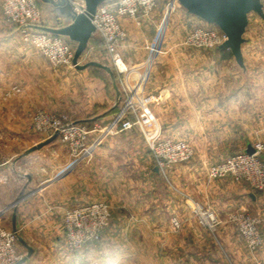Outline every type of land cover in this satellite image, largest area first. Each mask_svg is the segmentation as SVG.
Instances as JSON below:
<instances>
[{
    "label": "crops",
    "instance_id": "0c3cea01",
    "mask_svg": "<svg viewBox=\"0 0 264 264\" xmlns=\"http://www.w3.org/2000/svg\"><path fill=\"white\" fill-rule=\"evenodd\" d=\"M42 2L48 8V19L54 22L44 25H58L61 16L59 10L49 1ZM167 3V0H159L153 15L146 18L141 26L129 18L123 19L130 34L123 46V53L129 62L136 64L147 59L146 52L135 55L131 52L133 50L128 49L129 45L133 47L143 40V36L136 35L133 39L131 35L145 34L146 30L148 35H144V38L150 41L164 18ZM176 9L174 20L178 23H207L182 5ZM70 22V18H63V24ZM165 25L166 21L162 30ZM263 33L264 18L254 19L250 13L243 43L245 66L237 62L229 48L219 46L217 51H214L225 62H229L232 68H238L235 77H239L240 81L246 80L247 75H250L252 62L257 59L255 55L264 53L261 51L264 49ZM95 34L98 35L92 37L85 53L101 56L102 60L106 58L107 63H103L109 64L108 56L102 53V38L99 33ZM96 39L98 41H95ZM7 41L0 40V56L6 53ZM16 49L18 50L17 47ZM9 53L16 60L13 64L10 63L12 66L9 68L16 72L21 69L23 74H31L26 80L24 77L22 83L26 86H21L17 97L7 101L5 107L2 106V119H13L15 124L22 126L29 120L28 110L42 105L49 108L62 107L75 116L76 120L89 125H104L111 122L120 108L121 98L112 75L100 66H66L56 69L35 51L19 50ZM153 67L154 63L149 72L147 89L158 94V98L151 104L152 112L158 119L163 134L186 138L192 143L195 157L172 166L171 186L165 181H160L158 212H143L150 219H158V226L135 224L133 227L115 228L114 231H124L123 233L133 236L135 242L137 236H144L142 239L145 248L149 246L150 235L161 236L158 240V253L144 255L143 259L152 260V263L158 260L159 264H254V256L236 225L230 221L229 214L232 211L248 209L260 215V226L264 235V190H255L246 181L236 180L230 175L209 179L208 168L210 164L224 159L225 156L247 150L249 146L254 147L261 139L264 123V86H247L241 82L239 86H168L163 83L148 86L149 80L157 76V68ZM1 68L8 73L7 65H1ZM58 82L62 86H56ZM54 98L56 101L53 102ZM21 126L17 127L18 130L11 128L12 130L6 132V137L29 139ZM133 129L100 133L93 131L89 141L90 150L79 157L74 156L71 149L61 143L59 135L53 138L54 134L47 133L34 136L35 141L28 147H7L5 153L0 154L3 162L6 160L0 167V178L1 175L7 177L6 180L0 179L2 218L6 220L10 217L11 226L22 230V237L35 252V245L24 235L37 237L41 232L55 228L53 224L60 210L51 209V204L70 205L100 200L104 194L105 179L110 180L108 187L113 188L112 192L114 188L119 190L121 177L126 173L120 163L121 154L127 152L129 147L132 151L135 150L136 132H140L137 127L136 131ZM140 134L139 137H143L141 132ZM38 145L40 146L36 147ZM105 166H109L108 170L111 171L109 177L106 175L107 178L104 175ZM153 168L158 172L155 164ZM127 181V195L130 199L127 200L131 201L133 197L132 202H136L134 180ZM154 187L149 183L150 192L147 191L143 201L153 202L156 197L152 195L151 189ZM190 197L205 202L220 215L223 221L217 233H212L197 222L188 205ZM111 198L115 201L118 196L113 193ZM174 217L182 220L178 229L173 225ZM81 251H86L84 263L91 264L87 258V247ZM257 255L264 259V244ZM123 258L121 264H130V260L131 264L136 262V254L132 252H127ZM42 263L43 260L30 256L20 264Z\"/></svg>",
    "mask_w": 264,
    "mask_h": 264
},
{
    "label": "built area",
    "instance_id": "2783aa9c",
    "mask_svg": "<svg viewBox=\"0 0 264 264\" xmlns=\"http://www.w3.org/2000/svg\"><path fill=\"white\" fill-rule=\"evenodd\" d=\"M78 11L85 10L83 0H74ZM159 0H107L101 3L93 21L96 32L103 40V50L109 58V65L118 76L123 103L107 125L109 131L116 128L127 130L139 128L157 160V166L166 173L177 163L187 162L195 156L192 143L186 138H176L163 134L162 127L152 112L151 104L157 100L158 94L149 92L147 82L154 58L159 51L157 45L152 46L151 54L146 60L133 64L124 53L123 46L128 32L123 19L129 18L137 25L153 15ZM179 0H168L166 18L180 6ZM3 11L6 18L19 24L25 30V38L35 45L54 65L76 67L73 62L76 45L65 35L45 31L34 25L41 24L42 11L37 0H4ZM162 37V34H161ZM227 35L216 24L195 25L186 36V43L194 47L216 48ZM126 99L123 100V96ZM35 126L49 135L57 133L67 144L74 156L90 150V135L92 129L87 123L73 120L68 115H58L39 109L33 116ZM255 151L243 150L236 154L212 163L208 168V178L232 176L236 180L246 181L255 190H264V160L260 152L263 144L257 142ZM189 208L197 222L212 233H217L222 218L205 202L190 197ZM111 210L102 200H95L80 208L66 212L67 229L71 234V244L84 246L85 243L98 240L103 230L109 224ZM262 217L248 209L232 211L229 219L233 222L247 248L254 256V264H264V259L257 253L264 244L261 230ZM174 226L179 228L182 220L174 217ZM18 229L9 228L0 221V264H16L24 257L18 247Z\"/></svg>",
    "mask_w": 264,
    "mask_h": 264
},
{
    "label": "rangeland",
    "instance_id": "374dc122",
    "mask_svg": "<svg viewBox=\"0 0 264 264\" xmlns=\"http://www.w3.org/2000/svg\"><path fill=\"white\" fill-rule=\"evenodd\" d=\"M37 1L42 11L41 24L54 23L53 20L48 19V11L46 10L48 8L43 4L42 0ZM1 2L2 10L0 11V40L1 42H5L6 40L8 41L5 43V45L7 46L6 53L0 56V110L2 109V106L5 107V103L7 101L17 97L16 94L20 93L21 86H26V84L22 83L24 77L26 80V78L31 74H23V71L21 69L17 70L16 72L13 68H9L14 63L15 58L11 56L10 53L8 54V52L19 50L35 51L37 54L40 55L41 58L46 59V61L49 62V64L56 69L68 66L52 64L51 61L35 45H33L30 41L25 38L24 28L19 24L9 21L6 18L3 11L4 0H2ZM176 10L177 9H175L169 15L166 21V25L162 30V27L164 25L163 22L166 18V11L163 18L164 20H161L159 26L156 28L155 33L153 34L154 36L150 39V41L144 38V35H148L146 30L145 34L135 33L131 35L133 39L136 35L138 37L143 36L142 42L138 45L135 44L136 46L134 45L133 47L129 45L128 49L133 50L131 51L133 52V54L139 55L144 51V54L146 52V57H148L151 54L150 47L157 44V48L159 49L153 62L154 67L155 65H157L155 67V69L157 68V76L153 77L152 75L153 78L149 80L148 86H152L154 84L159 85L161 83H163V85L168 86H239L240 82L245 85L247 84V86H264L263 52H260L259 54L255 55L257 59L252 62L253 65L251 67V72L249 71L250 75H247L246 80L242 79L240 81L239 77H235V72H237L238 68H236L235 66L232 68L229 62H225L223 58H220L219 55H216L214 53V51H217L218 47H194L188 45L185 42L187 34L197 24L193 22L178 23V21L174 20V16H176ZM251 15L254 19L262 18L255 11H252ZM127 32L128 38L130 34L128 30ZM262 35L264 36V33ZM96 41H98V39H96ZM16 47L18 48V50L16 49ZM102 51L101 52L106 55L103 48ZM261 51H264V49H262ZM91 58L95 60L100 59L99 61H104L107 63L106 58L102 60L103 58L101 56L88 53H85L83 55L82 61L85 63L91 60ZM10 63L12 64L10 65ZM1 65L5 67L7 65L8 73L5 72L3 68H1ZM116 79L118 81V76H116ZM109 83L112 86V83ZM56 86H62V84L58 82ZM60 89H62V87ZM122 99L125 100L126 96L124 95ZM53 100L56 101L55 98L52 99V101ZM122 103L123 101L121 100L120 106ZM39 109L50 111L58 115H68L73 120H76L75 116H73L68 111L63 110L62 107L49 108L42 105H36L34 106V108L28 110L29 120L27 123H23L22 126L15 124L13 119H8L7 121V119H2L1 117L0 154H4L5 149L7 147L13 149L20 147H28L31 142L35 141L36 138L34 136L45 133L44 131L38 129L33 122V116ZM108 124H88V126L92 129V132L94 131L96 133L114 132L115 130H120L119 128H116L112 131H109V129L107 128ZM20 126L22 127L24 132L30 137L29 139L20 140L16 137H6L7 131L12 129L18 130L19 128L17 127ZM133 130L136 131L137 129L134 128ZM140 132L142 133L141 130ZM140 132H136L137 143L134 145L135 150L132 151V148L129 147V150L127 152L121 154L120 163H122V166H124L123 169L126 173L125 175L123 174L124 176L121 177V182L119 183V190L117 188H114V192H112L113 188L110 189V187H108L110 180L105 179L104 194L102 195L100 200L108 204L111 210V215L109 218V224L103 230V233L101 234L100 238L98 240L89 241L81 247L78 245L71 244V240H69L72 238V236L70 233H68L66 225L67 220L65 216L66 212L88 205L92 202V200L84 203H72L70 205H63L59 203L51 204V209L60 210L58 218L57 220H55V224H53L55 228L49 231L45 230L44 232L38 234L37 237L36 235H24L30 239V241L35 245L36 248L33 255H31V258L43 260L42 264H85L84 253L86 251L81 250L87 247V258L89 259V261H91V264H115L117 262L121 264V261L124 259L123 256L127 252H132L136 254V262L134 264H159V262H157L158 260L152 263V260H144L143 258L145 254L156 255V253H158V240L161 236L150 235L148 241L149 246L145 248L142 239L144 236H140V238L139 236H137L139 240L137 239V242H135V238H133V236L129 234L123 233L124 231H114L115 228L133 227L135 224H137L138 226H158V219H150L143 212L147 211L148 214H152L156 211L158 212V196L160 195L161 191L160 181H165L167 182V184L170 185L172 179L171 170L164 173L162 170H160L159 166H157V160L152 154V151L145 139L144 134L142 133L144 138L139 137L141 135ZM261 135V139L257 142H261L263 144V149L261 150L260 155L264 160V123L262 124ZM141 138L142 140H140ZM61 143L65 144L62 140ZM226 157L227 156H225L224 158ZM5 162H3V160L0 158V167ZM154 164L157 167L158 172L154 170ZM108 168L110 167L105 166L104 175L106 178L107 176L109 177L111 173ZM1 178L3 180L7 179L5 175H1ZM127 180H134L135 197L137 198L135 200L136 202H132L133 197H131V201L127 200L129 199L127 195L129 193ZM148 182L155 186L153 189H151L153 193L152 195L156 197L153 199V202H151L150 200H144L145 202L143 201L144 195L147 194V191L150 192ZM113 193L114 195L118 196L117 199H114L115 201H113L111 198ZM133 214L135 215L132 217ZM0 221L3 222L7 227L13 228L11 226L10 217L6 220L2 218L1 209ZM18 232L19 236H22V230L18 229ZM18 247L24 254H26L27 248L23 245L20 239L18 240ZM143 247L145 248V251ZM129 262L130 264L132 263L131 260Z\"/></svg>",
    "mask_w": 264,
    "mask_h": 264
},
{
    "label": "water",
    "instance_id": "95a60500",
    "mask_svg": "<svg viewBox=\"0 0 264 264\" xmlns=\"http://www.w3.org/2000/svg\"><path fill=\"white\" fill-rule=\"evenodd\" d=\"M51 2L60 12L58 25L36 24L37 28L45 31L53 32L68 36L76 43V49L73 62L77 68H85L90 65L100 66L112 75L114 85L118 90L121 98V90L119 88L116 74L109 64L97 60H90L83 63L81 61L83 54L89 46V42L96 33V25L93 21L94 14L98 6L107 0H83L85 2V10L78 11L74 0H46ZM189 12L203 18L207 22L218 25L227 35V39L220 45L223 48H229L233 52L237 62L245 66L243 54V43L245 42V32L249 24V15L252 11L257 12L264 18V3L262 0H179ZM71 19L68 24H63V18ZM55 133L52 137H57ZM40 145L36 146L39 147ZM35 147V148H36ZM34 149V148H33ZM249 152H254L255 148L249 146ZM16 215V214H15ZM14 229H17L14 227ZM21 242L28 248V252L16 264H20L23 260L30 257L34 248L22 237L19 236Z\"/></svg>",
    "mask_w": 264,
    "mask_h": 264
},
{
    "label": "trees",
    "instance_id": "16d2710c",
    "mask_svg": "<svg viewBox=\"0 0 264 264\" xmlns=\"http://www.w3.org/2000/svg\"><path fill=\"white\" fill-rule=\"evenodd\" d=\"M95 41H96V40H95ZM102 45H103V40H101V46H102ZM119 107H120V106H119ZM119 107H118V108H119Z\"/></svg>",
    "mask_w": 264,
    "mask_h": 264
}]
</instances>
